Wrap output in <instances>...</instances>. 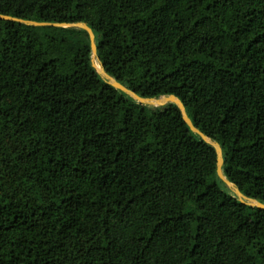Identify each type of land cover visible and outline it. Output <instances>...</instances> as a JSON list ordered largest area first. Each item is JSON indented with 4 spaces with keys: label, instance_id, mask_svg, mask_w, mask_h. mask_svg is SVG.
Segmentation results:
<instances>
[{
    "label": "trees",
    "instance_id": "16d2710c",
    "mask_svg": "<svg viewBox=\"0 0 264 264\" xmlns=\"http://www.w3.org/2000/svg\"><path fill=\"white\" fill-rule=\"evenodd\" d=\"M0 14L85 23L105 72L176 96L264 204V0H0ZM0 264H264V210L218 179L174 104L103 81L85 31L0 20Z\"/></svg>",
    "mask_w": 264,
    "mask_h": 264
},
{
    "label": "water",
    "instance_id": "95a60500",
    "mask_svg": "<svg viewBox=\"0 0 264 264\" xmlns=\"http://www.w3.org/2000/svg\"><path fill=\"white\" fill-rule=\"evenodd\" d=\"M0 20L3 21H12L16 22L19 24H23L26 26H32V27H56V28H74V29H80L83 30L87 33L89 42H90V50H91V66L94 68L96 73L100 76V78L105 81L108 85L112 86L113 88L119 90L123 94L129 96L133 100H135L138 104L144 105V106H150V107H163L166 104H174L182 117L183 122L186 124V126L189 128V130L198 135L203 142L206 144L210 145L215 152V157H216V175L218 179L226 186V188L231 191L236 199L243 205L257 208L260 210H264V204L258 202L255 199L248 198L244 196L238 187L231 183L223 174V164H224V159H223V154H222V149L220 145L208 138L206 135H204L201 131H199L191 122L189 119L185 107L183 103L174 95H168V96H161L158 98H142L132 92L131 90L127 89L123 85H121L119 82H117L113 77L108 75L105 70L103 69L102 64L99 62V59L97 57V47L95 43V36L93 34V31L91 28H89L85 23H44V22H35V21H27V20H21L18 18L10 17V16H5L0 14ZM95 61L99 62L100 64V69H97L95 66Z\"/></svg>",
    "mask_w": 264,
    "mask_h": 264
},
{
    "label": "bare ground",
    "instance_id": "6f19581e",
    "mask_svg": "<svg viewBox=\"0 0 264 264\" xmlns=\"http://www.w3.org/2000/svg\"><path fill=\"white\" fill-rule=\"evenodd\" d=\"M95 66L97 69H100V64H99V66H97V61H95Z\"/></svg>",
    "mask_w": 264,
    "mask_h": 264
},
{
    "label": "rangeland",
    "instance_id": "374dc122",
    "mask_svg": "<svg viewBox=\"0 0 264 264\" xmlns=\"http://www.w3.org/2000/svg\"><path fill=\"white\" fill-rule=\"evenodd\" d=\"M97 66H99V64L97 63Z\"/></svg>",
    "mask_w": 264,
    "mask_h": 264
}]
</instances>
